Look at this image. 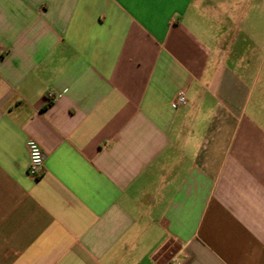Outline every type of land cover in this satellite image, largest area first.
Instances as JSON below:
<instances>
[{
  "label": "crops",
  "instance_id": "crops-1",
  "mask_svg": "<svg viewBox=\"0 0 264 264\" xmlns=\"http://www.w3.org/2000/svg\"><path fill=\"white\" fill-rule=\"evenodd\" d=\"M244 2L0 0V264H264Z\"/></svg>",
  "mask_w": 264,
  "mask_h": 264
},
{
  "label": "rangeland",
  "instance_id": "rangeland-1",
  "mask_svg": "<svg viewBox=\"0 0 264 264\" xmlns=\"http://www.w3.org/2000/svg\"><path fill=\"white\" fill-rule=\"evenodd\" d=\"M242 5V9L238 7L239 12L242 11L241 15L236 16L229 30L223 32V36L226 37L227 43L234 45L237 55H247L248 58L251 57L250 59H263L264 0H245ZM261 70V78H264V64ZM255 102L256 96L253 97L252 104Z\"/></svg>",
  "mask_w": 264,
  "mask_h": 264
},
{
  "label": "built area",
  "instance_id": "built-area-1",
  "mask_svg": "<svg viewBox=\"0 0 264 264\" xmlns=\"http://www.w3.org/2000/svg\"><path fill=\"white\" fill-rule=\"evenodd\" d=\"M49 100H52L55 98V94L53 92H50L47 95ZM188 103L187 94L184 90H181L178 92L176 97L172 101V106L175 108L185 106ZM27 148L29 153V174L31 176L37 177L39 176L45 169V154L43 149L40 147V145L35 140H29L27 142ZM35 153L39 154L40 157V163L36 164L33 162V155ZM181 263V256L176 255L173 257L171 264H180Z\"/></svg>",
  "mask_w": 264,
  "mask_h": 264
},
{
  "label": "clouds",
  "instance_id": "clouds-1",
  "mask_svg": "<svg viewBox=\"0 0 264 264\" xmlns=\"http://www.w3.org/2000/svg\"><path fill=\"white\" fill-rule=\"evenodd\" d=\"M33 162L36 163V164H39L40 163V157H39V154L38 153H35L33 155Z\"/></svg>",
  "mask_w": 264,
  "mask_h": 264
}]
</instances>
